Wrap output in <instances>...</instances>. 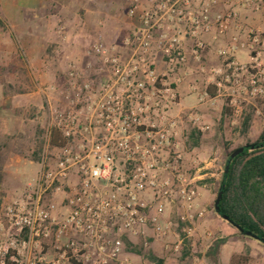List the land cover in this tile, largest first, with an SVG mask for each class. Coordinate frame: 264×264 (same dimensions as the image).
I'll list each match as a JSON object with an SVG mask.
<instances>
[{"label": "built area", "instance_id": "obj_1", "mask_svg": "<svg viewBox=\"0 0 264 264\" xmlns=\"http://www.w3.org/2000/svg\"><path fill=\"white\" fill-rule=\"evenodd\" d=\"M125 1L138 27L121 46L96 40L88 52L92 63H70L64 85L50 90L59 104L46 96L50 129L59 131L66 145L51 147V139H44L35 183L27 187L21 205L5 208L0 264H132L122 259L123 239L143 235L145 229L156 237L166 235L168 206L178 205L187 220L207 215L197 202L198 180L185 174L174 139L177 71L186 63L180 34L224 30L236 13L228 9L210 16L206 8H179L191 0ZM144 1L150 7L139 11ZM217 1L208 0V6ZM240 5L258 10L264 0H241ZM247 34L221 52L226 63L217 71L216 96L204 92L200 99L213 102L225 95L234 102L236 92L260 99L264 114V52L256 50L254 31ZM57 35L65 41L63 27ZM196 46L201 49L202 43ZM241 49L250 55L245 65L232 59ZM157 56L164 60L163 71L156 67ZM187 116L199 132L209 130L197 114ZM59 206L65 212L56 216ZM194 232L186 225L168 250L178 252Z\"/></svg>", "mask_w": 264, "mask_h": 264}, {"label": "crops", "instance_id": "obj_2", "mask_svg": "<svg viewBox=\"0 0 264 264\" xmlns=\"http://www.w3.org/2000/svg\"><path fill=\"white\" fill-rule=\"evenodd\" d=\"M179 4V8L187 12L206 8L210 16L222 9L218 2L208 6V0L206 3L191 0ZM149 7L144 1L139 11ZM262 9L264 6L258 10L235 6L233 10L237 18L228 24L227 30L229 33L264 30V20L257 15ZM127 10L125 0H0V236L4 233L5 208L12 204L21 205L24 192L35 183L42 169L44 139H50L52 132L46 96H53L52 104H59L57 96L50 90L64 85L70 63L83 65L91 59L88 52L98 35L107 44L121 46L122 40L139 25L138 17L130 18ZM59 27L64 28L63 42L57 35ZM183 46L188 49L185 43ZM156 67L158 71L165 69L160 56H157ZM180 70L179 105L174 109L178 115L175 141L188 137L180 132L185 123L183 116L188 110L200 111L202 108L197 103V94L188 88L190 69L188 71L185 66ZM220 140L208 167L198 168L195 160L190 163V155L197 147L183 154L184 168L195 166L198 180L195 188L201 208L211 203L221 178L225 150ZM236 142L241 143L240 139ZM177 143L180 147V142ZM171 208L172 205L167 207L165 217L171 214ZM64 212L65 208L59 206L55 215L60 216ZM212 222L211 219L197 221L199 235H203V229ZM219 241L222 242L217 253L207 249L202 261L203 257H216L222 264L223 261L230 264L231 259L241 256L245 248L257 252L254 246L238 236ZM249 256L254 259L253 255ZM257 257L263 264L262 255Z\"/></svg>", "mask_w": 264, "mask_h": 264}, {"label": "rangeland", "instance_id": "obj_3", "mask_svg": "<svg viewBox=\"0 0 264 264\" xmlns=\"http://www.w3.org/2000/svg\"><path fill=\"white\" fill-rule=\"evenodd\" d=\"M240 1L241 0H231V5L230 3L227 5L225 0L217 1L218 5L222 9L216 13L221 14L228 9L232 10L235 6L240 5ZM202 3H204V1H202ZM257 15L260 16V20H264L263 9L260 10ZM236 18L237 15L235 19ZM227 28L220 30L218 27H216L209 32L198 31L195 36L191 35L190 32H182L180 34V37L182 38V47L186 54L185 66L188 71L190 69L191 73L188 77V88L191 93L193 92L197 94V100L199 101L197 103L202 106L200 111H194V109H191L188 110L187 114L192 112L197 114L200 117V121L204 125L209 126V130L205 132H199L196 126L192 125L187 120L188 116L186 114L185 117L183 116V118H185V120L183 119L185 123L183 124L182 128H180V132L183 133V135H186V137L188 135V137L187 139H184V137L181 139H176V142H180L179 149L181 150L182 154H184L186 151L192 149H189V146H192L193 140H191L189 136L194 135L195 138L198 137L199 145L196 146L197 148L195 153L190 155V163H192V160L197 161L198 168L208 167L207 164L214 158L215 150L221 141L220 139H222V147L225 150L223 158L224 163L227 152L234 151L239 145L245 144L246 141L253 142L248 139H257L259 136L264 135V114L261 111L262 103L260 99L243 97L237 95L236 92H234V102L231 101L230 97L225 95L223 97L216 98L213 102L200 99V96L204 92H207L209 97H215L217 94L214 86V82L219 80V74L217 71H223L225 69L226 63L224 56L221 55V52L227 49L232 39L237 38L239 41H244L248 37V30L246 32L237 31L234 33H229ZM253 31L258 37L259 41V46L256 50L263 53L264 47H261V45L264 43V30L253 29ZM98 39L104 42V39L100 35L96 37V40ZM183 42L187 45L188 49L184 48ZM198 42L202 43L201 49H198L196 46ZM195 51L197 52L196 54L194 53ZM249 56L250 55L248 51L241 49L235 53L232 59L239 65H245L249 61ZM88 62L92 63V60L90 59L85 63ZM185 66H182L180 69L183 70ZM177 73V76H179V71H177ZM180 82V80L176 82L177 90ZM209 91L213 92L214 94L210 95ZM229 93L233 92L229 91ZM187 103L188 102L183 101L184 105H188ZM236 109H238V113L235 112ZM246 119H249L248 128L245 135L243 136L241 134V129ZM238 139H240L241 143L236 142ZM194 167L195 166L184 168L185 174L190 177L195 176ZM203 170L205 169L203 168ZM216 191L213 193L211 203L208 205V207H205L207 209V215L202 220L204 221L206 219H211L213 222L211 225L203 229V235H199L198 233L197 221L195 220L196 217L192 214V220H187L185 216L186 213H184V211H182V209L175 204L172 205L170 211L171 214L166 217L167 222L169 221L170 223L166 235L156 237L149 229H145L143 235L140 234L137 237L131 239L126 238L132 246L136 247L138 252L128 251L124 242L122 259H125L132 264H156L149 258V256H153L154 258L161 260L162 264H222V261L220 259L218 261L216 257H208L207 259L203 257L202 261L201 258L203 253L207 249L211 248L212 243L216 242L218 239L220 240L238 236L241 240L249 242L257 249V252H254L251 249L245 248L242 255L248 253V255L251 254L254 256V259H250L248 264H260V262L257 260V256L262 255L264 258V244L255 239L241 236L238 231L227 221L217 217L214 214ZM12 192L14 194V191ZM200 207L201 206H199V208ZM186 225H191L195 229L190 241L182 245L178 252L168 250V248L174 247L176 245L181 234V229ZM207 233H210L211 235L207 236ZM145 242L148 243L147 249L143 247ZM161 249L163 250L162 252ZM184 251L189 252V254L184 255ZM222 259H224V256H222ZM223 263L226 264L224 261Z\"/></svg>", "mask_w": 264, "mask_h": 264}, {"label": "trees", "instance_id": "obj_4", "mask_svg": "<svg viewBox=\"0 0 264 264\" xmlns=\"http://www.w3.org/2000/svg\"><path fill=\"white\" fill-rule=\"evenodd\" d=\"M209 94L213 95L214 93L209 91ZM248 121L249 119L244 121L241 129L243 136L248 128ZM50 139L51 147L66 145L65 138L57 130H52ZM190 139L193 142L189 149L199 145L198 137L190 135ZM243 145L249 147L234 158L230 159L232 151L227 152L225 156L223 170L228 162L229 167L226 175L223 170L221 173L216 195L219 191L222 192V195L218 205L219 209L214 211V214L227 221L241 236L249 237L247 234H250L260 242V240H264V135L259 136L253 142L246 141ZM243 145H239L236 149ZM239 230H242L243 233H240ZM123 240L128 251L138 252L127 239ZM221 242L218 241L214 247H211L212 252L217 253V247ZM188 254L189 252L184 251V255ZM149 258L156 264H162L161 260L153 256H149ZM249 261L250 257L246 253L233 257L230 264H248Z\"/></svg>", "mask_w": 264, "mask_h": 264}, {"label": "water", "instance_id": "obj_5", "mask_svg": "<svg viewBox=\"0 0 264 264\" xmlns=\"http://www.w3.org/2000/svg\"><path fill=\"white\" fill-rule=\"evenodd\" d=\"M248 147H249L248 145H243L242 147H240V148H238V149L232 151L231 154H230V159L234 158L236 155L240 154L244 149H247ZM251 148H253V147H251ZM228 167H229V162L227 163V165L225 166V168H224V170H223V173H224L225 175H226L227 172H228ZM221 187L223 188V185H222ZM221 195H222V192H221V191H219V192L217 193V195H216V198H215V201H214V211H218V209H219L218 205H219V202H220V199H221ZM239 232H240V233H243L242 230H239ZM247 235H248L249 237H251V238L257 240L256 237H254V236H252V235H250V234H247ZM260 242H261L262 244H264V240H260Z\"/></svg>", "mask_w": 264, "mask_h": 264}]
</instances>
